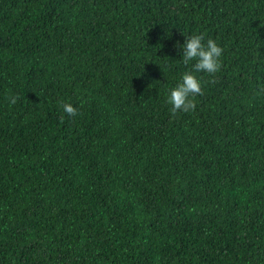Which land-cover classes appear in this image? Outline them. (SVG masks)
<instances>
[{
  "label": "trees",
  "instance_id": "obj_1",
  "mask_svg": "<svg viewBox=\"0 0 264 264\" xmlns=\"http://www.w3.org/2000/svg\"><path fill=\"white\" fill-rule=\"evenodd\" d=\"M0 264H264V0H0Z\"/></svg>",
  "mask_w": 264,
  "mask_h": 264
},
{
  "label": "clouds",
  "instance_id": "obj_2",
  "mask_svg": "<svg viewBox=\"0 0 264 264\" xmlns=\"http://www.w3.org/2000/svg\"><path fill=\"white\" fill-rule=\"evenodd\" d=\"M182 51V63L191 64V70L184 72L181 81L170 91L167 103L171 105L172 115L196 109V97L204 95L202 81L196 74L206 72L214 77L221 70V56L224 50L214 39H206L204 33H193L186 37ZM9 99L11 104H16L19 96H12ZM60 107L70 116L78 114V109L71 103L61 102Z\"/></svg>",
  "mask_w": 264,
  "mask_h": 264
}]
</instances>
